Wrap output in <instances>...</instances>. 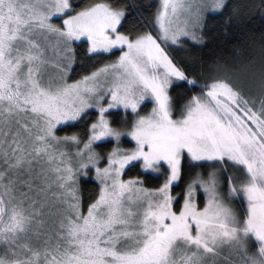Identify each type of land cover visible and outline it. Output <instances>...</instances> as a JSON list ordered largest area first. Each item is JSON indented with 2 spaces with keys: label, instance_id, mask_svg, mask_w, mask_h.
Instances as JSON below:
<instances>
[{
  "label": "snow or ice",
  "instance_id": "snow-or-ice-1",
  "mask_svg": "<svg viewBox=\"0 0 264 264\" xmlns=\"http://www.w3.org/2000/svg\"><path fill=\"white\" fill-rule=\"evenodd\" d=\"M253 10L0 0V264H264V32L192 55Z\"/></svg>",
  "mask_w": 264,
  "mask_h": 264
},
{
  "label": "trees",
  "instance_id": "trees-1",
  "mask_svg": "<svg viewBox=\"0 0 264 264\" xmlns=\"http://www.w3.org/2000/svg\"><path fill=\"white\" fill-rule=\"evenodd\" d=\"M126 2L146 5L149 3V0H126ZM255 3L258 5L259 0H255ZM252 16L255 18L251 20V23L243 26V35L234 28L226 30L223 17L216 16L208 20V27L206 29L208 34L205 46L192 53L198 61L204 62L205 68L203 71L205 73H207L208 67L213 66L217 60L226 64L230 69L240 72L241 75L244 74V69L250 67L254 60L258 62V38L261 32H264V21H261L260 14L255 10H253ZM252 37H256L257 39L253 40ZM177 91H182V89H177ZM255 91L256 89L253 88V92ZM92 189L93 186L89 184L85 188V195L87 196Z\"/></svg>",
  "mask_w": 264,
  "mask_h": 264
}]
</instances>
